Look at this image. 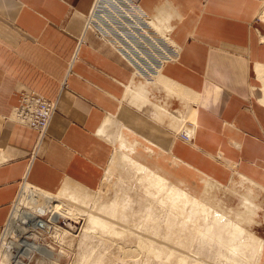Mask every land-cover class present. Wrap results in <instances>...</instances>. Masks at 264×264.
<instances>
[{"label": "crops", "instance_id": "obj_1", "mask_svg": "<svg viewBox=\"0 0 264 264\" xmlns=\"http://www.w3.org/2000/svg\"><path fill=\"white\" fill-rule=\"evenodd\" d=\"M94 1L0 0V237L24 183L98 187L108 158L101 132L111 117L219 184L248 179L264 212V23L255 21L264 0H133L180 47L162 74L197 97L187 99L194 121L183 124L162 119L164 103L176 115L184 108L156 77L136 78L106 42L84 33ZM144 82L147 93L132 101L131 84ZM24 91L56 103L44 137L13 121ZM259 220L252 229L264 239Z\"/></svg>", "mask_w": 264, "mask_h": 264}, {"label": "bare ground", "instance_id": "obj_2", "mask_svg": "<svg viewBox=\"0 0 264 264\" xmlns=\"http://www.w3.org/2000/svg\"><path fill=\"white\" fill-rule=\"evenodd\" d=\"M155 77L156 80L154 83L162 85L167 91V94L169 93V97L178 98L181 107L184 108V112H181V115H176L168 109V104L164 103L163 106H161L162 119L170 118L171 121L176 119L180 121L179 123L182 122V124L194 121L196 109L194 110L190 106L186 112V108L187 99L195 100V98H197L194 97L195 94L193 93L194 96H192L193 94L191 95L187 91H184V88L180 90L182 87L179 89V87L177 88L171 84L162 74V71L154 75L152 79H155ZM140 83H132L129 88L132 101L138 98L140 94H145L147 90V85L149 83ZM175 111L176 110H174V112ZM112 118L113 117L104 123L101 132L102 137L105 136L107 141L112 144L116 141H120L121 148H126V143L131 145L130 148H136L141 145L144 152L139 153L137 157L134 158L131 156L130 152V154L122 152V149H118L119 147L114 151L110 162H108L110 166H107V168L110 167L111 169H109V171L107 169L106 171L109 172L107 176L115 172L118 173L119 180L115 178L116 176H114L113 179H117L118 183L120 182V185L116 187L117 180L114 181L115 187L118 189L112 193V195L102 193V191L93 193L92 190L80 183L66 181L63 186L59 188L57 196H53L52 192H48L29 183H24L17 200L18 204L12 215L13 217L12 219L10 218L11 220L8 219L10 221H8L9 224L7 222L8 236L11 237L14 232L19 230L20 224H18V222L25 218H30V221L32 220L37 223L40 217L49 213L50 221H56L60 215H65V218L69 220H77V215L79 214L77 207L84 210V206L89 202L93 203L91 209L92 213L88 215V220L82 229L83 232H80L81 235L78 236L80 237L79 240L81 243L84 241L88 243V240L91 241L90 239H93V237H91L94 235L93 233L100 235L102 241L108 236L114 238L115 235L121 236L124 230L129 231L126 227L131 222H136V226L142 230H148L156 234L158 231L156 221L159 215H163L168 231L163 235L166 246L159 247L157 250V259H159L158 264H173L170 261L177 256L176 251L180 253V264H189V262H192L190 261L191 257H200V254L205 255L208 253H212L217 260L224 258L227 264H257L264 255V239L252 231L250 227L252 225L262 226L263 224L257 219L260 217L257 208L258 203L242 195L240 203L241 209L237 213V217L242 220H247V223L243 224L239 220H233L229 215L211 206L207 200L201 198L196 191H189L186 188L180 187L177 183L178 179L176 175H174L175 170L170 171L172 168L171 166L162 162H150L147 154L152 153V146L154 147L156 145L146 139H144V144L142 142L140 143L138 140L134 141V139L133 142H130L129 139L124 136L123 127L117 122L118 120L116 121ZM127 131L133 132L130 130ZM184 132L190 133V130L186 129ZM190 134L192 136V133ZM130 150L133 152L132 149ZM173 159L174 161L183 163L174 156ZM124 172L129 174L128 177ZM104 176L106 177V174ZM204 177L205 179L202 178L204 184L200 186L201 189L207 191L212 190L213 182L216 181L209 177ZM241 178L245 179L244 177ZM132 179L136 181V183L133 181L134 185L130 183ZM238 179H232L231 183L243 187L244 182L240 177H238ZM109 181H111V179H108V183ZM110 183H112V181ZM216 183L219 184L218 182ZM111 186V188H113L114 185L112 184ZM131 186H133V188L142 189L141 194L139 192L136 198L131 194ZM61 200L66 201L68 204L63 203ZM164 204L170 208L169 212L168 210H164L165 212L160 214L161 210H159L158 205ZM77 222L78 221H76V223ZM71 223L69 224L70 227L74 228ZM131 225L133 226L134 224ZM57 228L55 232L58 235L56 237L61 236V240L62 237L64 239V237L66 238L73 235L66 228ZM96 236L97 235H94L95 238ZM33 237L36 238V236ZM100 237L98 239H100ZM134 237L136 238L134 239ZM128 238L129 240L137 241L140 237L138 233H135L133 236L130 233ZM170 244L174 246L170 247ZM29 246V250L38 249L42 253L49 250L47 245L38 242L30 243ZM84 247L85 246H83V248ZM11 248L12 247L9 246V252L0 251V264H10L12 258ZM147 248H149L148 251L151 252L150 247ZM192 248L194 250H192ZM86 250L88 249L85 248V251ZM138 250L139 248L135 247V249L130 248L123 252L130 257H134L132 253ZM82 254L86 253L83 251ZM97 257L95 264H104V256L100 255ZM82 258L86 261L94 259L91 254H86ZM41 259L45 260L43 257H41ZM84 260L80 263L84 264ZM15 264L23 263L16 259ZM203 264L206 263L204 262Z\"/></svg>", "mask_w": 264, "mask_h": 264}, {"label": "rangeland", "instance_id": "obj_3", "mask_svg": "<svg viewBox=\"0 0 264 264\" xmlns=\"http://www.w3.org/2000/svg\"><path fill=\"white\" fill-rule=\"evenodd\" d=\"M135 77H136V75H135ZM142 80H144V79H142ZM153 80L154 79L149 80V81H153ZM173 121L176 122L178 120L174 119ZM123 134L125 137H127L129 139L130 142H133V139H134V141L138 140L140 143L142 142L143 144L145 142V140L137 133L129 132L126 129H124ZM180 135H181V133H180ZM126 145H127L126 148H121L120 147V141H116L113 144L107 141L108 158H107V162H106L105 167H104L103 177H102V180H101L100 184L98 185V187L91 189L93 193L94 192L96 193L97 191H99V192L102 191V193L112 195V193H114L118 189V188H116L120 185V182L118 183V180H119L118 173L115 172L116 174L113 173V174H109V176H107L108 175L107 173H109L108 172L109 169H111L110 167L107 168V166H110V163L108 165V161H109L111 155L113 154V152L118 147H119L118 148L119 150L122 149L121 150L122 152H125V153L130 152L131 156L134 158L137 157V155L139 153H144L143 147L141 145L137 146L136 148H130L131 145L129 143H126ZM152 148H153L152 153L147 154V157H148L150 162H162L166 165H169L180 176H183L184 178H188L187 181L189 183L194 184V185H192V184L190 185L189 183L187 184V183H184L182 181H179V182L177 181V183L180 187L186 188L189 191H196L197 194L201 198L206 199L207 202L211 206H213L215 209H217L218 211L229 215L231 218H233V220H235V219L239 220L243 224L247 223V220H242V219H239L237 217L238 216L237 213L241 209L240 208L241 197H242V195L247 196L248 198H251L253 201L258 203V201L260 199V195L256 189L257 186L252 184L250 181L245 180V179L240 177V179L244 182L243 187H239L238 184L237 185H234L233 183L229 184L228 182L225 184H217L216 182H213V187H212L213 189L212 190L207 191L205 189H201L200 186L204 184V182L202 180V178L205 179L204 176L190 170L183 163L178 162V161H174L172 153L170 150L165 149V148H160L158 146L157 147L152 146ZM130 149H132L133 152ZM107 169H108V171H106ZM126 172H124V174H126L128 177L129 174H127L128 172L127 173ZM105 174H106V177L104 176ZM126 175H124V176H126ZM112 176H113V178H112ZM114 176H116L115 178L118 179V180L116 179L117 181L113 180ZM107 177H108V179H111L112 183H110L111 181H109V183H108ZM233 179H238V177L233 178ZM114 181L117 182L116 183L117 186L115 185ZM133 181H134V183H136L135 179L134 180L132 179L130 181L131 185H134ZM72 183H74V182H72ZM112 184L114 185L113 188H111ZM131 187H132L130 190L131 194L135 198L139 195V192L141 194L142 189L135 188V187H134L135 188L134 189L133 186H131ZM132 189H134V190H132ZM57 190H51V191L48 190V191L52 192L53 196H57V192H58ZM62 202L65 204L67 203L66 201H62ZM17 204H18L17 202L14 203L15 209H16ZM14 205H13V207H14ZM84 207H85L84 210H82V208L77 207V209H78L77 211L79 212V214L77 215V220H74V221H73V219L69 220L68 218H65V215L64 216L60 215V217L57 218V219L60 218L59 224H60L61 228L68 229L73 235L66 237L67 240L64 237L65 241H64L63 237L61 240V236L56 237L58 235L56 232H53L51 235L47 236L46 237L47 243L50 245L48 248L49 250L48 251L43 250V251H45L43 253L44 254L43 258L44 257H47V258L45 260L37 259L32 264H81L82 261L84 260L82 257L86 254H91L92 258H94V259H91L88 261L84 260V264H87L88 262H89L88 264H95V260H96V258H98L97 256H100V255L104 256V258H105V259H103L104 264H158L159 259H157V254H158L157 250L159 247H165L166 246V243L163 240V235H165L166 232L168 231L163 215L162 216L159 215V218L156 221V225H157V229H158L156 234H154L153 232L148 231V230L147 231L142 230L141 228H138L136 226V222H134V223L131 222L126 227V229H128L129 231L124 230V232L121 236L115 235V238L108 236L105 239H103L104 241H102V238L100 237V235H98L97 233H93L94 235H97L98 237L96 236V238H95L94 235H92L91 237H93V239H90L91 241L88 240V243L85 241L83 243H81V241L79 240L80 237H78V236L81 235L80 232L81 233L83 232L82 229L84 228V226L88 220V215L90 213H92L91 209L93 207V203L87 202L86 206H84ZM158 208H159V210H161L160 214H163L165 212L164 210H168V212H169V209H170L166 204L158 205ZM257 208H258V206H257ZM13 214H14V212H13ZM259 214L261 215V217H258V218L262 219L264 221V212L259 211ZM49 215L50 214L48 213V214H45L44 216L48 217ZM12 217L13 216H11V219H12ZM76 221H78V222L76 223ZM9 222H8V224H9ZM70 223L72 224V226L74 228L70 227V225H69ZM131 224H134V225L132 226ZM250 229H252V226L250 227ZM252 231H254V230L252 229ZM254 232L257 235H259L256 231H254ZM15 233L16 232H14L13 235ZM130 233L132 234V236L135 233H138V236L140 238L137 241L129 240L128 236ZM99 237L101 240L98 239ZM8 238H10V237L8 236V233L5 230L2 233L1 238H0V244H1L0 251L9 252V246H11L12 248L15 247V243H13V242L11 243V241H9ZM36 238H37V236H36ZM36 238H34L35 240L33 241V243L38 241ZM135 238L136 237H134V239ZM105 240H106V242H105ZM79 241L81 243V246H80ZM85 243H87V244L83 245ZM82 245L85 247L83 248ZM173 246L174 245L170 244V247H173ZM135 247H138L139 250L137 252L132 253V256H134V257H130V256L126 255L125 252H123L127 249H130V248L135 249ZM147 247H150L151 252L148 251L149 248H147ZM85 248H87L88 250L85 251ZM192 250H194V249L192 248ZM38 251H40V250H38ZM83 251L86 254H82ZM87 251H89V252H87ZM263 254H264V252H263ZM176 255L177 256L174 259H171L170 262H172L173 264H180V253H179V251H176ZM199 256L200 257H196V256L191 257L190 261H192V262H189V264H203L204 262L206 264H227V262L224 258L217 260V258L216 259L214 258V255L212 253H210V254L208 253L205 255L200 254ZM11 257H12V254H11ZM13 258H15V257L13 256L11 258L10 264H11V262H13ZM188 261H189V259H188ZM257 264H264V255L260 258V260L258 261Z\"/></svg>", "mask_w": 264, "mask_h": 264}, {"label": "built area", "instance_id": "obj_4", "mask_svg": "<svg viewBox=\"0 0 264 264\" xmlns=\"http://www.w3.org/2000/svg\"><path fill=\"white\" fill-rule=\"evenodd\" d=\"M255 21L264 22V2ZM89 31L106 42L132 69L133 74L140 78L152 79L168 64L176 61L180 51L171 31L162 27L158 29L151 16L133 0H95L84 22V33ZM55 111V102L34 91H24L14 108L13 121L44 137ZM180 137L187 143L192 140L190 133L184 132ZM14 210L15 205L12 206L9 220ZM59 221H50L49 216H43L37 223L30 221V218L18 222L19 230L8 238L16 244L11 248L12 257H15L11 264H15L16 259L23 264H32L41 259L44 254L37 249L29 250V244L33 243V236L36 235L38 243L49 247L46 237L55 232L57 227L61 228ZM7 229L6 223L2 233Z\"/></svg>", "mask_w": 264, "mask_h": 264}]
</instances>
